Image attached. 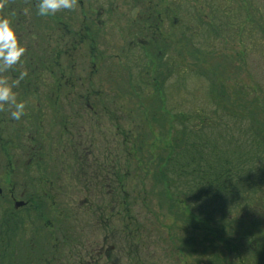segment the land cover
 <instances>
[{"label":"rangeland","instance_id":"374dc122","mask_svg":"<svg viewBox=\"0 0 264 264\" xmlns=\"http://www.w3.org/2000/svg\"><path fill=\"white\" fill-rule=\"evenodd\" d=\"M88 1L93 7V13L100 9L107 12L112 7L115 8V11L111 17H107V19L101 17L99 20L104 24L102 28L107 30L104 32L105 36L100 38L103 59H94L95 68H93V65L86 59L88 57L87 48L72 50L73 53H69V55L76 56L75 67L72 71L69 70L68 56L63 55V51L71 50V38L64 36L66 34L63 31H56L65 19H68L64 18L58 11L55 15L43 17L44 19L40 17L39 21L35 16L36 19L34 20L32 15L35 14L36 8L33 9L34 7L30 4L31 1L28 0L27 5L21 6L22 12H25L27 16L29 15L27 18L32 16L31 24L28 20V28L23 35L28 34L30 47L35 49L36 53L43 58L41 63H43L44 69L41 75L45 85L41 82L44 85H42L43 88H37V93L33 94L34 84L30 82V92L25 96L20 94L19 90L14 91L17 100L25 103L24 117L19 120H12L9 116V110L1 112L5 121H3V125L0 124V141L5 145V148L7 147L9 162L5 161L0 151V196H3L4 200L7 201L5 196L11 195L8 190L10 184L18 182L19 184L16 185H20L21 181H25V177L20 176L23 166L27 165L26 167L30 169L31 173L35 168L37 157L29 160V157L14 151L19 140L18 137L20 139L24 137L22 139L24 144L31 147L35 141L36 133L40 136L41 141L39 143L42 144L40 154L44 156L47 164L45 168L51 167L54 163L55 157H53L52 148L54 147L56 152L64 144V141L60 142L58 138L61 128L59 130V127H54L61 123L60 118L53 115L49 118V123H45V129L36 128L38 125L35 120L36 108L40 110L41 114H49L52 109L59 107H66L68 108L67 111L73 109L61 124L68 127V129L66 128L65 141H71L69 146L66 145L68 147L65 146L64 155L71 152V145L74 143L73 154L68 157L62 155L63 157L57 163L65 162L66 164L63 163L62 165L67 166V159L73 158L74 161H71L72 165L70 164L67 170L60 172L61 185H64L67 191L65 194H55L56 185L54 188V184H46L42 187L47 193L45 196L55 194V200L52 202L50 198L42 199L41 203L45 205L43 210L45 219L42 222L36 219L41 224L31 223L19 232L13 242L14 245L10 254L13 256L8 261L10 264H86L87 262L94 264L95 257H91V252L95 248L98 249V252L104 248L107 253L106 255L100 253L97 256L96 264H212L215 252H210L211 247L207 250L205 245L201 246L204 253H200L202 248L194 243L193 252L191 251L192 256L188 255V251L182 250L181 239L175 234L179 233L180 223L174 221L168 211L160 208L156 198H148L142 193L141 178L133 176L129 178L133 166L126 168L125 163H122L128 155L127 145H129L122 144L126 142L123 141L124 137H128L129 141L127 142L137 141L136 145H139L138 137L144 131H148L143 126V118L138 119L135 115L143 112L141 107L136 105L134 101H130L125 95V89L128 92L130 90L126 88L124 77L130 80L129 76L133 74L131 78L136 83L142 85L143 88L144 85L150 88L142 90L152 93V95L142 93L143 102L147 103L148 101L151 102L150 105H153L155 97L158 100V108L159 98L161 99L160 102L164 99L152 89L153 83H150L153 77L151 68L138 77L139 70H133L132 61L129 62L131 55L127 43L131 41L130 44H136L137 41H141L146 47L151 36L148 35L149 37L135 40L139 33L133 29H128L129 35L126 37L117 35L121 28L127 29L128 25H134L130 0H85V6ZM188 1L191 3L190 5L199 10L200 17L207 16L209 12H207L205 2L209 4L208 0ZM14 2L15 0H10L8 3ZM227 4L230 5H227L228 9H232L228 15L233 18L234 25L237 24L238 28L232 31L226 30L224 35L226 38L217 37L212 45L202 48L199 58L201 54L203 57L197 62L191 60L194 49L193 51L188 50V48L184 51H178L174 49L179 48L168 47V55L165 58L166 66L171 67V71L175 74L169 76L164 87L169 92L171 106L173 101L175 107L192 109L198 100L204 97L210 86L198 73L205 75L207 79L217 80V84L220 86L224 85L227 94L238 91L240 88L237 82L242 81L252 90L251 96L244 94V98L246 101L250 100V104H246V108L240 110L238 106L240 98L231 95L235 110L243 113L254 112V119L264 129V33L258 34V42L251 45L249 49L246 48L245 42V39L250 35L249 27L252 32L257 22L264 23L262 22L264 19V0H229ZM248 8L251 10L248 11ZM141 12L143 11L141 10ZM246 12H248V16ZM124 13L126 18L124 23H120L119 17L124 16ZM173 16H171V21L174 19V25L170 27L168 25L166 30L161 31L165 37H170L177 30H181L179 18ZM247 18L250 23L251 21L253 23L246 22ZM188 26L190 29L193 22L189 20ZM242 31H245V34L243 36L238 35ZM38 43L41 47L37 46ZM137 44L140 46L139 42ZM152 47L154 48V45ZM56 50H60L61 55L56 62L59 68L63 69L65 77L60 80L61 93L51 95L55 89L53 72H56V68L53 71L50 60H55ZM78 51L81 52L78 53ZM93 69L95 75L91 86H89L87 76ZM159 69L161 70V68ZM177 72L179 76L181 74V77L176 76ZM0 75H5V73H0ZM180 79L182 81L178 82ZM64 83L66 86H63ZM217 84L215 82L214 86L217 87ZM43 89H45L44 92H42ZM50 98L53 102H50ZM160 102L159 108L161 107ZM169 105L168 107H170ZM244 109L246 110L243 111ZM239 111L236 114H240ZM25 116H28L33 123L25 126L26 124L22 121ZM82 119H84L83 122ZM163 120L162 118L159 122L163 124ZM137 122H141V124L138 125ZM8 123L9 131L5 130L2 133L4 128L1 127H7ZM53 127L54 132L52 131ZM167 127L168 125L165 126V128ZM172 128L174 130L177 127L173 125ZM172 128L169 129L171 133H173ZM138 130L142 134L138 133ZM70 134H73L74 137H71ZM77 141L78 145L76 146ZM150 152L153 153V150ZM40 169H38L37 174L39 178L42 177L41 173L44 171L42 165ZM47 171L50 175H46V178H48V182L52 183L54 176L48 169ZM9 172L10 177L7 174ZM149 185L151 183L145 184L146 187ZM20 193L21 191L17 188L14 197L11 195L8 198L11 199V206L14 207L15 202L22 201ZM58 195L59 198H57ZM125 195L129 196L127 200L130 207L129 213H124V207L120 204V201L125 199ZM124 205L126 208L128 207L126 201ZM102 211L104 212L102 219L105 220L99 219ZM66 215L73 221L75 219L77 221L70 225L69 223H62L59 226ZM96 219L97 222H95ZM44 222L48 223L45 224ZM168 230L175 234L172 243L168 237ZM240 233L242 232L237 234L238 236L235 238L237 241L234 240L231 246L239 244ZM261 238H264V230L261 233L255 230L250 233V237H247V241H252L251 248H254ZM193 240H197L194 241L196 243L199 241L197 234Z\"/></svg>","mask_w":264,"mask_h":264},{"label":"trees","instance_id":"16d2710c","mask_svg":"<svg viewBox=\"0 0 264 264\" xmlns=\"http://www.w3.org/2000/svg\"><path fill=\"white\" fill-rule=\"evenodd\" d=\"M130 1L131 6L139 5L141 7L139 11H143L141 14L150 13L152 19L149 20L155 19L152 12L157 14L156 5L161 6L160 11L162 12H164L165 6L168 5L164 2L165 0ZM208 1L209 4L205 2V5L209 13L203 18L200 17L199 10L190 5L191 3L188 0H171V16L174 15L173 17L179 18L181 30L173 32L174 34L170 37H165L163 34L157 36H152L150 33L145 34L142 28H137L140 31L135 40L151 36L146 47L143 46L141 41H137L140 46L137 42L136 44H130L131 41L127 43L131 55L129 62L132 61L133 70L138 69L140 73L138 77H140L151 68L153 77L150 83H153L152 89L159 97L163 96L164 99L160 102L161 99L159 98L160 108L159 102L157 108L158 100L155 97L154 100L152 99L153 105H150L151 102L148 101L147 103L143 102L142 93L152 95L150 91H142L144 88L147 90L149 87L144 85L143 88L142 85L136 83L131 78L133 74H130V80L124 77L126 88L130 90L128 92L125 89V95L130 101H134L136 105L141 107L143 112L141 111L142 113L135 115L138 119L143 118V126L148 131H144L142 134L138 130V133L142 134L138 137L139 145H136L137 141L127 142L129 141L128 137H124L123 141L126 142L122 144L129 145H127L128 155L122 163H125L126 168L133 166V173H129V178L131 176L141 178L142 193L148 198H156L160 208L168 211L174 221L180 223L179 233L175 234L181 239L180 246L182 250L189 252L188 255H193V247L198 244L200 247L205 245L207 250L211 247L210 252H215L212 264H264V238H261L254 248H251L253 242L247 241V237H250L252 231L256 230L261 233L264 230V129L254 119V112L243 113L238 110L240 114H236L238 111L235 110L234 101L231 97V95H236L240 98L238 102L240 110L246 108L250 104V100H247L249 101L247 102L244 96L252 95L251 88L240 81L237 82L240 89L227 94L224 85L220 86L217 84V80L207 79L205 75L198 73L210 85L209 89L192 109H183L175 107L173 101L171 106L169 92L164 87L169 76L175 74L171 71V67L166 66L165 58L168 55V47L179 48L174 49L178 51H184L187 48L191 51L194 49L191 60L197 62L203 57L201 54L199 58L202 48L212 45L217 37H225L226 30L232 31L238 28L237 24L234 25L233 18L228 15L232 11V9H228V6H230L227 4L229 0ZM249 10L251 8H248ZM62 11L66 10L62 9ZM246 15L248 16V12H246ZM162 18L164 19L163 16ZM205 19L207 20L205 21ZM189 20L193 22L190 29L188 26ZM172 21V25H174V19ZM245 21L250 23L248 18ZM146 22L151 24V21L146 20ZM262 22H264V19H262ZM249 23L246 25L247 27ZM252 23L253 21L250 24ZM257 23L252 32L249 27L250 35L245 39L247 49L258 42V34L262 35L264 33V23ZM244 34L245 31H242L238 35L243 36ZM126 36L128 35L120 37ZM100 38H98L99 44ZM170 49L172 50V48ZM176 76H179L178 72ZM179 77H181V74ZM180 81L182 79L178 82ZM41 82L44 84V80ZM215 82L218 85L217 87L214 86ZM60 87V80H56L55 89L51 95H59L61 93ZM50 102H53L51 98ZM66 109L68 108L59 107L52 109L49 114L44 113L35 117L36 123H38L36 128L40 127V129H45V123H49V118L53 115L60 118L61 123L54 127H59V130L61 128L60 137L58 136V138L60 142L64 141V144L56 152L55 148H52L54 151L53 157L55 158L51 167L45 168L47 164L44 156L40 154L42 144L39 143L41 138L37 133L36 137L33 135L35 141L31 147L24 144L22 140L24 137L21 139L18 137L19 140L14 151L20 152L22 156L29 157V160L37 158L32 173L26 167L27 165L22 167L23 170L20 176L25 177V181H21L20 185H16L19 184L18 182H15L16 184L11 183L8 187L12 197H14L17 188L21 191L24 206L17 209L15 206H11V199H8L11 195L5 196L7 201L4 200L3 196H0V264H10L8 260L13 256V254L10 255L14 245L13 242L19 232L23 231L29 224H41L45 219L43 215L45 205L41 203L42 199L50 198L54 202L55 194L60 195V193L65 194L67 192L64 185H61L60 172L67 170L71 161L74 160L73 158L67 159V166L62 165L65 162L57 163L63 156L68 157L73 154L74 143L71 145V152L64 155L66 147L70 145L71 141H65L66 128L68 129V127L61 124L63 120L67 119V115L73 111V109L70 111ZM162 118L164 119L163 124L159 122ZM138 119L137 121H139ZM83 121L84 119H82ZM24 123L27 126L33 122L28 118ZM137 123L138 125L141 124V122ZM167 125L168 127L165 128ZM173 125L177 127L174 130ZM54 127L52 128L53 132ZM171 128L173 133L169 130ZM71 135L74 137L73 134ZM151 150H153V153L150 152ZM0 151L5 161L9 162L7 148H5L2 141H0ZM57 154L59 155L58 158ZM41 165L44 171L41 173L42 177L39 178L37 174ZM47 169L54 176L52 183L48 182V178H46V175H50ZM7 174L9 177L11 176L10 172ZM147 182L151 183L149 187L145 186V184H149ZM46 184H54V188L56 185L55 194L45 196L47 193L42 187ZM59 195L57 198L60 197ZM124 198L126 200L122 199L120 204L124 207V213H126L130 209L127 203L129 196L125 195ZM125 201L127 208L124 205ZM66 216L59 226L62 223H69L70 225L72 222L77 221L76 219L73 221V219ZM103 216L104 212L102 211L99 219L105 220L102 219ZM97 221L96 219L95 222ZM44 223L47 224L48 222ZM87 223L92 224L91 222ZM87 223L84 225L86 226ZM239 232H242L240 233L241 239H238L239 244L231 246L234 240L237 241L235 238ZM175 234L168 230L171 243L174 241ZM196 234L199 243L194 242L197 240H193ZM203 251V248L200 249V253H204ZM106 253L105 250L104 255Z\"/></svg>","mask_w":264,"mask_h":264},{"label":"flooded vegetation","instance_id":"af4514ba","mask_svg":"<svg viewBox=\"0 0 264 264\" xmlns=\"http://www.w3.org/2000/svg\"><path fill=\"white\" fill-rule=\"evenodd\" d=\"M29 1H31L30 4L34 7L33 9L36 8L34 10L35 14L32 15L33 19L34 20L36 19L35 16H37L38 21L40 20V17H42V19H44L43 17H45V16H39L36 14L37 13L38 0H29ZM8 2H10V0H4L3 6L0 7V17H3V16L9 17V19L12 22L13 27L16 30L18 40L20 43H22L25 46L26 51L22 56V62H18L12 68L6 70L4 73L6 76L9 77V80L11 81V79L17 78L21 71H26L27 75L22 80L19 81V83L14 88V91L19 90L20 94H23L24 96L28 95L30 92L29 83L33 82V84H34L33 94H35V93H37V88H39V87L43 88L42 83H41V81L43 80V76L41 75V73H42L44 67H43V63H41L43 61V58L40 57L38 55V53H36L35 49H32L30 47L31 45L29 43L28 34L23 35L24 31L26 32V30L28 28V20H29V24H31L30 19H32V16L30 18H27V17H29V15L27 16V14L25 12H22V8H21L22 5L28 4V0H15L14 3H8ZM164 2H166L168 4L165 6L164 12L160 11L161 6L159 7L156 5V10H158V12H157V14L155 12H152V16H155V19H153V20H149L150 18L152 19L150 13L149 14L148 13L141 14V12H139L141 9V7L139 5L131 6L132 7L131 11L133 12V15H134V18H132V20L134 21V25H128L127 29L124 28L125 30L123 28H121V30L117 33V35L118 36L129 35L128 31L130 29H133L134 31H137L139 33L140 30L137 28H142L143 32L145 34L150 33L152 35H161L162 34L161 31L166 30V27L168 25H169V27L172 26L171 7H170L171 6V0H165ZM84 3H85V0H77V4L72 10H66V11L59 10V13L62 14V16H64V18L68 19V20L65 19V21H64L65 24L62 23L60 25V28L56 29V31H63L64 34H66L64 36H69L71 38V45H70L71 50L70 51H63V55L68 56V58H69L67 61H68V66H69L70 71L74 70L73 69L75 67L74 63L76 61V56L73 57V56L69 55V53H71V54L73 53V52H71L72 50H75V49L81 50L83 48H87L88 57L86 59L89 61V63H91L93 65V68H95V66H94L95 60L94 59H97V58L103 59V54L101 52L102 46L98 43V38L105 36L104 32H106L107 30L102 28L104 26V24L99 20L101 19V17L106 18V19H107V17H111L113 12L115 11V8L112 7L107 12H105L103 9H100L97 12L93 13L94 10H93L92 5L90 4V1H88V4L86 6L84 5ZM125 15L126 14L124 13V16L119 17L120 23L121 22L124 23V20L126 18ZM162 16L164 17V19L162 18ZM143 18H145V19H143ZM146 20L151 21V24H147ZM112 22H114V21H112ZM164 25H165V28H164ZM53 33H54V31H53ZM31 34L35 35L32 32H31ZM37 46L41 47V45H39V43L37 44ZM56 52H57V55L55 54V56H54L55 60L49 59L51 67L53 68V71L56 68V72L52 71L54 77L56 78V79L54 78L55 82H56V80L59 81V80L64 79V77H65V75L62 71L63 69L61 70L59 68L57 62H56V60L61 55L60 50H56ZM80 52L78 51V53H80ZM35 54H36V56H35ZM94 72L95 71L93 69V71H91L90 74L87 76V82H88L89 86H91V84H92V79L95 75ZM69 73L71 74V72H69ZM64 84H65L64 86H66V83H64ZM44 90L45 89H43L42 92H44ZM37 107L39 108V105ZM1 112H3V111H0V124L3 125L4 124L3 121H5V120H4L3 114H1ZM36 112H37V115L41 114L40 110L37 108H36ZM37 115H35V116L37 117ZM22 117H24V116H22ZM26 119H28V116L27 117L25 116V118L22 121L26 122ZM1 128H4L2 133L5 130L8 132L9 131V123H8L7 127L2 126ZM71 137H72V135H71ZM77 145H78V141H77L76 146ZM105 153L108 155V153L106 151H105ZM14 205H15V203H14ZM19 207H22V205ZM94 228H96V227H94ZM100 253H101V255L104 254V248H101L99 250V252H98V249L95 248L91 252V257L92 256L95 257L94 264H96L97 256L100 255ZM92 260H93V258H92ZM86 264H90V263L87 262Z\"/></svg>","mask_w":264,"mask_h":264},{"label":"clouds","instance_id":"9594fccd","mask_svg":"<svg viewBox=\"0 0 264 264\" xmlns=\"http://www.w3.org/2000/svg\"><path fill=\"white\" fill-rule=\"evenodd\" d=\"M4 0H0V7ZM77 0H38L37 15L52 16L59 10H72ZM25 46L19 42L15 28L7 16L0 17V73L22 62ZM27 75L21 71L15 79L9 80L6 75H0V111L9 110L12 120H19L25 114V103L18 101L14 88Z\"/></svg>","mask_w":264,"mask_h":264},{"label":"water","instance_id":"95a60500","mask_svg":"<svg viewBox=\"0 0 264 264\" xmlns=\"http://www.w3.org/2000/svg\"><path fill=\"white\" fill-rule=\"evenodd\" d=\"M21 205H22V203L17 202V203L15 204V207H19V206H21Z\"/></svg>","mask_w":264,"mask_h":264}]
</instances>
